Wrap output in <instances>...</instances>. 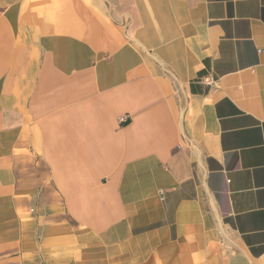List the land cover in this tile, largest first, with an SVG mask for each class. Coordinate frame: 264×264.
Here are the masks:
<instances>
[{
  "label": "crops",
  "instance_id": "1",
  "mask_svg": "<svg viewBox=\"0 0 264 264\" xmlns=\"http://www.w3.org/2000/svg\"><path fill=\"white\" fill-rule=\"evenodd\" d=\"M0 264H264V0H0Z\"/></svg>",
  "mask_w": 264,
  "mask_h": 264
},
{
  "label": "built area",
  "instance_id": "2",
  "mask_svg": "<svg viewBox=\"0 0 264 264\" xmlns=\"http://www.w3.org/2000/svg\"><path fill=\"white\" fill-rule=\"evenodd\" d=\"M205 80L207 81L206 83L209 84V85H211L213 83L212 79L205 78ZM119 121L125 123L127 121V118L125 116H121L119 118Z\"/></svg>",
  "mask_w": 264,
  "mask_h": 264
},
{
  "label": "trees",
  "instance_id": "3",
  "mask_svg": "<svg viewBox=\"0 0 264 264\" xmlns=\"http://www.w3.org/2000/svg\"><path fill=\"white\" fill-rule=\"evenodd\" d=\"M204 73H205V70L203 69V70L199 71L198 76L200 77V76H202ZM196 80H197V79H196ZM191 90L195 91V88H194V84H193V83H191Z\"/></svg>",
  "mask_w": 264,
  "mask_h": 264
}]
</instances>
